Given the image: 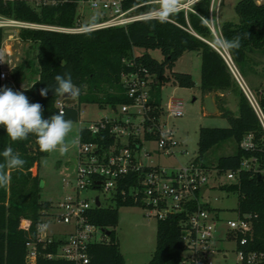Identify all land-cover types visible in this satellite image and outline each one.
Wrapping results in <instances>:
<instances>
[{"label": "trees", "instance_id": "1", "mask_svg": "<svg viewBox=\"0 0 264 264\" xmlns=\"http://www.w3.org/2000/svg\"><path fill=\"white\" fill-rule=\"evenodd\" d=\"M46 1V3H44ZM78 0H41L35 6L28 0H0V16L17 22L40 26L72 28L77 23ZM54 2V3H53ZM212 0H201L193 6L194 12H178L169 16L170 21L145 20L127 27L101 29L87 33L67 34L44 29H20L19 38L37 50L36 66L28 68L21 64L14 68L10 77L32 103H40L43 117L58 114L56 102L60 96L49 90L46 97L40 90L55 85L57 74L70 72L79 88V95L72 105L64 106L65 118L77 121L83 104L97 105L112 110L131 105L133 100L123 88V76L131 73L150 75L157 80L152 86L154 105H162L161 89L173 81L181 88H192L193 78L187 73L173 72L175 63L186 52H196L201 60L200 89L203 97L213 94L219 114L228 123L226 128H201L198 137V152L195 162L208 169L206 155L213 148L233 142L236 151L218 159L213 169L217 174L235 172L243 160L254 159L258 171L242 170L236 182L220 190L235 193L238 198L236 212L240 217L250 216L252 240L244 247L264 255V133L259 119L247 96L233 76L221 51L214 45L213 32L208 23L211 19ZM238 22H224L220 37L231 40L241 38L238 50L226 48L231 62L239 71L245 85L256 97L264 112V84L252 89L243 77L242 67L250 64L253 71L258 63H264V3L240 0L234 7ZM4 41V30L0 28V49ZM135 49L141 50L136 53ZM158 51L162 60L151 54ZM256 59V60H255ZM259 59V60H257ZM260 61V62H259ZM171 71V75L167 72ZM0 88L2 84L0 81ZM233 93L237 97V114L218 104L220 95ZM159 116V110L152 113ZM252 135L254 149L245 150L241 143ZM81 143H98L108 146L113 143L108 129L92 135L85 128L79 132ZM148 139L159 135L147 136ZM26 161L22 170L6 169L10 177L7 186L0 187V264H25L28 244L38 247L37 264H74L60 258H48L56 254L62 241L54 239L51 244L38 243L39 226L49 217L53 204L41 199L40 178L31 169L42 157L35 136L13 142L0 128V153L6 147ZM0 155V163H3ZM128 191V186H122ZM200 196L186 205L178 214H169L157 221L156 247L147 264H184L186 245L183 232L187 229L188 216L198 208L206 209L219 216V209L201 203ZM122 207H144L127 196L117 195L113 204L94 208L88 212V222L108 233L107 241L93 243L87 250L88 264H126L120 251L115 228L118 225L119 209ZM145 208V207H144ZM236 239L238 242L241 236ZM233 241V238L229 237ZM239 246V244H238ZM239 248H241L239 246Z\"/></svg>", "mask_w": 264, "mask_h": 264}, {"label": "built area", "instance_id": "2", "mask_svg": "<svg viewBox=\"0 0 264 264\" xmlns=\"http://www.w3.org/2000/svg\"><path fill=\"white\" fill-rule=\"evenodd\" d=\"M201 0H181L180 7L174 13L194 12L193 6ZM261 1L256 0L257 4ZM214 0H212L213 6ZM46 3V1L44 2ZM54 3V2H53ZM78 5H84L96 13L95 19L84 21V16L78 14L77 23L72 28L33 25L10 20L16 24L0 23V28L18 27L20 29H44L67 34L87 33L101 29L127 27L128 25L145 20H160V0H78ZM173 13V14H174ZM8 20V19H7ZM166 21H170L169 17ZM209 25V24H208ZM210 26V25H209ZM214 31V28H211ZM222 53V52H221ZM236 80L241 82L237 69L231 62L229 54L222 53ZM7 55L0 49V81L6 82L13 70ZM236 74L235 73V71ZM240 78V79H239ZM238 82V83H239ZM123 88L133 100L131 105L119 106L112 112H118L116 118L105 117L96 122L83 126L92 135L108 129L113 143L103 146L98 143H81L78 137L77 169L73 186V195L65 198L56 206L57 213L51 214L56 223L69 226L71 232L67 237L58 239L62 243L56 254L48 258H60L74 264H88L87 250L90 244L107 241L105 231L88 222V212L94 208L107 207L105 202H112L117 195L123 199L130 197L134 203L142 204L152 215L163 219L169 214H178L186 209V205L201 197L208 190L210 176L208 169L191 159L181 168L168 169L161 166L145 165L141 152L145 142H156L158 152L169 155L171 149L177 146L173 131L165 130L166 118L184 116L183 102L169 98L162 105H154L152 86L157 80L150 75L140 76L131 73L123 76ZM244 85V93L252 105L264 133V112L253 93ZM66 106L63 97L56 102L59 111L64 112ZM159 110L160 115L152 113ZM159 135V138L148 139L147 136ZM252 135H248L241 143L245 150L254 149ZM146 156L151 152H144ZM242 170L258 171L257 161L243 160L240 169L227 172L226 180L236 182ZM264 174V171H262ZM127 185L128 191L122 186ZM96 191L93 198H84L80 194ZM97 199L99 206H97ZM46 221V220H45ZM187 229L183 232L186 245L184 264H211L209 255L213 251V243L220 226V219L215 213L198 208L188 216ZM46 222L39 226L38 243L51 244L52 236L46 231ZM226 238H233L236 244L237 264H264V255L251 250H245L252 240L250 216L237 217L224 223ZM44 233V234H43ZM241 236L239 242L234 239ZM241 248H239V246ZM38 247L36 243L28 244L25 264H37Z\"/></svg>", "mask_w": 264, "mask_h": 264}, {"label": "rangeland", "instance_id": "3", "mask_svg": "<svg viewBox=\"0 0 264 264\" xmlns=\"http://www.w3.org/2000/svg\"><path fill=\"white\" fill-rule=\"evenodd\" d=\"M28 1L35 6L39 5L41 2V0ZM221 1L222 0H214L213 6L211 5L215 28L212 25L211 19L208 24L210 25V29L214 28V31L211 29L214 36L213 47L223 53V50L226 52L227 50L218 43L221 37L217 30V25L225 21L238 22V17L232 5L240 0H224V6L222 7L220 15H216L215 12ZM78 14L84 16V21H90L96 17V13L90 11L89 8L84 5H79ZM0 23L16 24L7 19H0ZM3 30L4 41L2 48L5 46L6 41H8L13 49V56L10 60L11 63L8 66L15 65L17 67L21 64H24L27 68L30 65H33V67L36 66L37 50L35 47L31 46L29 43L23 42L19 38L20 28L4 27ZM135 52L140 53L141 50L135 49ZM151 54L157 60H162V56L158 51H153ZM241 69L244 79L252 89L264 83L263 62L254 66L253 71L255 74H253L252 69H250V64L244 65ZM172 71L190 74L194 81L192 88H181L176 86L173 81H170L161 89V98L163 102H166L172 97L183 102L184 116L180 118H166L167 124L165 126V130L170 129L173 131L174 139L178 144L171 149L169 155H164V153L158 152L156 142H145L141 157L144 164L148 166L178 169L197 156L198 137L201 128H226L228 127V123L220 114L207 115L204 112V97L200 89L201 60L196 52H186L175 63ZM167 74L171 75V71H168ZM240 81L242 84H246L243 80L240 79ZM1 84L3 85L2 87L8 86L14 91H18V89L21 91L24 88V85L21 87L17 86V84L12 81L11 77L6 82H1ZM222 95L224 96L220 95L221 100H219L218 104L237 114L236 95L230 92ZM117 116L118 112L114 113L110 108H100L97 105L83 104L80 109L79 119L74 122L72 121V132L67 138L70 144L69 151L64 155H60L58 151L47 153L45 157L40 159L38 166L35 165L31 169L33 175L37 174L38 169V176L40 182H42L41 199L53 204V209L50 211V214L57 213L56 206L58 203L73 195V186L69 183H74L75 180L77 169V144L80 129L102 118H116ZM235 151L236 145L233 142H227L209 151L205 160L206 165L209 167L208 170L213 172H211L212 175L207 184L208 190L202 192V196L199 200L201 203L208 204L212 208H217L221 211L219 213V227H221L220 236L223 234L224 223L237 217L236 209L238 198L235 193L220 190V187L229 186L234 182L226 180L223 174H217V171L213 168L220 157L233 154ZM144 152H151V155L146 156ZM97 195L98 192L94 190L80 194L81 197H89L90 199ZM101 200L104 206L113 204L112 202H105L103 196H101ZM45 219V233L52 236L53 239H62L68 236L67 232L71 230L69 226L56 223L52 217H47ZM157 221L158 219L149 215V211L144 207H122L119 209L118 225L115 231L119 241L120 251L126 264L149 263L156 247ZM217 236L218 234H216V237ZM222 238L223 241H215V243H213L214 248L209 255L211 264H237L238 259L235 242L232 240H225L224 237Z\"/></svg>", "mask_w": 264, "mask_h": 264}, {"label": "clouds", "instance_id": "4", "mask_svg": "<svg viewBox=\"0 0 264 264\" xmlns=\"http://www.w3.org/2000/svg\"><path fill=\"white\" fill-rule=\"evenodd\" d=\"M180 4L181 0H160L161 22L166 21ZM240 40L239 36H235L231 40L222 39L218 43L223 48L238 50L241 46ZM54 81L55 85H48L40 90L42 97H46L49 90L66 100L79 95V88L74 84L70 72L57 74ZM72 125L73 122L65 118L63 111L45 119L42 105L30 102L23 91H14L8 86L0 88V128L4 129L11 141L26 140L32 135L42 152L58 151L60 155H64L70 148L67 138L72 132ZM0 155L4 158L3 163H0V187H4L10 180L6 169L22 170L26 161L14 153L10 146Z\"/></svg>", "mask_w": 264, "mask_h": 264}, {"label": "crops", "instance_id": "5", "mask_svg": "<svg viewBox=\"0 0 264 264\" xmlns=\"http://www.w3.org/2000/svg\"><path fill=\"white\" fill-rule=\"evenodd\" d=\"M261 3H264V1H261ZM235 5H236V3H233V9H234V7H235ZM224 6V0H222L221 2H219V6L217 7V10H216V15H220V13H221V10H222V7ZM0 19H5V18H3V17H1L0 16ZM213 19H214V16H213V11H212V8H211V22H212V25L214 26V23H213ZM226 22V21H225ZM224 23V22H223ZM223 23H220V24H218L217 25V30H218V32H219V34H220V28H221V25L223 24ZM233 23H235V22H233ZM237 23V22H236ZM214 28H215V26H214ZM8 48H9V50H8ZM2 50H3V52L7 55V60H11L12 59V56H13V49H12V45L10 44V43H8V41H6V43H5V46L2 48ZM197 56L198 57H200L199 56V54L197 53ZM12 68L14 69V68H16V66L15 65H13L12 66ZM264 84V83H263ZM3 86V85H2ZM259 86H262V85H259ZM258 86V87H259ZM18 89V88H17ZM18 91H19V89H18ZM221 96H224V95H221ZM205 112V111H204ZM234 112V111H233ZM37 168V167H36ZM37 173H38V169H37ZM202 196V195H201ZM211 207V206H210ZM217 209V208H216ZM220 228L221 227H219L218 228V232L216 233V234H218V236L216 237V239H215V241H223L222 239V237H224V239L225 240H229L228 238H226V235H225V232H224V227H223V234L220 236L219 235V233H220ZM71 232V230H69L68 232H67V234H69ZM215 241H214V243H215Z\"/></svg>", "mask_w": 264, "mask_h": 264}, {"label": "water", "instance_id": "6", "mask_svg": "<svg viewBox=\"0 0 264 264\" xmlns=\"http://www.w3.org/2000/svg\"><path fill=\"white\" fill-rule=\"evenodd\" d=\"M239 82V81H238ZM239 85L241 87V89L243 90L244 92V88H243V85L241 82H239ZM64 102L66 105H72L76 102L75 98L74 99H71V100H66L64 97ZM203 107H204V111L207 115H217L219 114V109L217 107V104H216V99L214 97L213 94H209L207 96L204 97V100H203ZM115 111V109H114ZM40 188H42V182H40ZM97 206H99V201L97 199ZM108 235V233H107Z\"/></svg>", "mask_w": 264, "mask_h": 264}]
</instances>
